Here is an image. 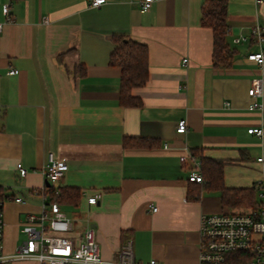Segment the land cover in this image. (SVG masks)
Returning a JSON list of instances; mask_svg holds the SVG:
<instances>
[{
    "label": "crops",
    "instance_id": "crops-1",
    "mask_svg": "<svg viewBox=\"0 0 264 264\" xmlns=\"http://www.w3.org/2000/svg\"><path fill=\"white\" fill-rule=\"evenodd\" d=\"M6 2L10 19L0 31L3 253L25 239V216L41 211L37 191L49 185L44 169L51 154L67 165L55 185L80 191L75 204H60L73 242L92 228L106 260L117 259L130 241L137 262L199 264L201 214L255 205H224L209 177L213 168L221 166L226 188H251L264 172L258 162L264 133L247 132L264 130V62L246 57L258 50L251 29L259 25L264 34V1L227 0L228 66L213 65L212 30L201 24L206 0H154L143 12L131 0L99 7L86 0H0V23ZM114 35L147 47L148 80L132 90L137 107L118 102L121 70L109 63ZM236 37L245 40L235 43ZM78 65L83 74L75 72ZM255 79L262 94L254 99L248 89ZM253 100L261 107L250 109ZM180 119L187 122L184 133L176 132ZM137 140L146 145H129ZM196 165L202 183L188 180ZM95 194L99 199L88 204Z\"/></svg>",
    "mask_w": 264,
    "mask_h": 264
},
{
    "label": "built area",
    "instance_id": "built-area-1",
    "mask_svg": "<svg viewBox=\"0 0 264 264\" xmlns=\"http://www.w3.org/2000/svg\"><path fill=\"white\" fill-rule=\"evenodd\" d=\"M91 7H99L105 0H86ZM154 0H131L139 6L141 12L148 10ZM264 0H254L256 4ZM11 4L6 2L2 6V14L5 21L0 23V31L5 22L10 19ZM251 37L258 46V50L247 53L246 57L256 64L264 62V34L259 25H255L250 31ZM245 40V37H236L233 42ZM186 61V59H183ZM17 70L10 69L8 74H15ZM262 81L255 79L248 95L252 98L261 96ZM250 109L260 108L256 100L250 103ZM187 129L186 119H180L176 125L177 133H184ZM250 134L262 136V127H250L247 129ZM258 162H264L263 157ZM198 164V163H197ZM64 159H56L51 154L44 173L49 185L60 180L66 170ZM20 176H24L27 170L21 163L16 164ZM191 182H201L202 176L199 173L198 165L193 167L188 174ZM257 188L258 202L255 207L245 212H218L203 213L199 220V264H264V172L255 182ZM40 190L43 202L41 211L37 214L29 213L25 216L21 231L25 239L16 246L11 254L3 253L2 229L3 221L0 210V264H12L16 261H36L38 264H162L156 259H150L145 263L134 260L131 242H126L118 251L115 260H106L100 254V247L95 238L92 228L84 231L77 242H73L67 236L71 230L70 218L61 210L60 205L53 201H47L45 193L47 187ZM58 192L56 191L55 194ZM100 195L95 194L87 198L88 204H95ZM21 201V198H15ZM2 200H0V206ZM1 209V207H0ZM153 210L156 207L152 206Z\"/></svg>",
    "mask_w": 264,
    "mask_h": 264
},
{
    "label": "trees",
    "instance_id": "trees-1",
    "mask_svg": "<svg viewBox=\"0 0 264 264\" xmlns=\"http://www.w3.org/2000/svg\"><path fill=\"white\" fill-rule=\"evenodd\" d=\"M227 0H206L201 11V24L212 30V62L214 66H228L233 57V50L229 48L226 41L227 23H226ZM112 40L115 47L110 53L109 63L118 66L120 73L119 105L122 107H137L140 105V99L132 94L134 88L143 86L148 80V54L147 47L123 35H114ZM81 65L75 68V72L83 74ZM69 72V70H67ZM129 139L123 140V145H128ZM131 146L142 147L146 145L144 140H137ZM214 163L220 165V162L212 159L201 158V163ZM219 167V168H218ZM221 166H215L212 170L210 180L214 187H218L221 192V201L224 205L235 206L240 204H252L254 207L255 184L251 188H226L223 186L221 177ZM202 176V175H201ZM203 182L202 181L199 183ZM197 183V182H196ZM58 192L55 194V192ZM47 201L60 204L73 203L78 201L80 191L77 187H63L57 185H48L45 193ZM7 196L0 188V200L3 201Z\"/></svg>",
    "mask_w": 264,
    "mask_h": 264
}]
</instances>
